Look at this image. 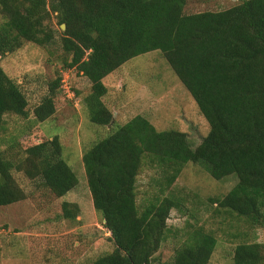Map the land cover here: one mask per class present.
Returning <instances> with one entry per match:
<instances>
[{"label": "trees", "instance_id": "1", "mask_svg": "<svg viewBox=\"0 0 264 264\" xmlns=\"http://www.w3.org/2000/svg\"><path fill=\"white\" fill-rule=\"evenodd\" d=\"M186 0H0V57L23 41L49 44L45 26L54 15L61 31L63 63L89 83L83 102L91 123H113L103 104L102 79L126 61L158 50L194 99L209 129L192 145L184 132L157 130L143 115L114 124L82 154L94 210L101 215L114 248L90 264H208L216 246L213 231L193 226L169 260L154 255L169 231L172 209L181 210L171 185L183 166L195 163L216 180L236 182L209 203L264 228V0H242L226 9L186 14ZM60 78L33 108L37 121L53 115ZM28 101L20 85L0 66V134L4 116L26 118ZM0 151V206L27 197L14 171L48 188L56 197L78 179L51 139ZM144 166L157 168L160 195L137 201V176ZM62 216L75 219L79 206L63 201ZM233 264H264V243L243 241L232 251Z\"/></svg>", "mask_w": 264, "mask_h": 264}, {"label": "rangeland", "instance_id": "2", "mask_svg": "<svg viewBox=\"0 0 264 264\" xmlns=\"http://www.w3.org/2000/svg\"><path fill=\"white\" fill-rule=\"evenodd\" d=\"M241 1L186 0L183 12L218 11ZM44 24L53 33L49 44L23 41L20 48L0 57V66L20 85L28 101L26 118L4 116L0 151L7 150L14 140L15 146L8 152L57 135L62 156L75 172L78 184L62 197H56L40 180L32 181L22 172L14 171L27 197L0 206V264H90L110 252L114 245L102 225L101 215L92 205L81 159L84 151L107 135L114 124H123L138 114L145 116L157 130L184 132L193 146L207 134L209 126L158 50L126 61L102 79L106 87L102 102L114 120L109 126L91 123L83 102L90 83L75 68L64 65L62 29L55 16L50 15ZM58 77L53 96L55 111L48 119L37 121L33 108ZM159 172L148 166L141 169L137 176L138 203L145 204L161 196L156 181ZM235 182L234 175L216 180L200 165L186 163L170 187L181 210L170 211L166 220L169 231L154 256L161 261L171 259L174 249L184 241L185 231L198 225L213 231L217 238L208 264H233L232 251L237 243L254 240L264 243V228L251 227L243 217L209 203V197L226 194ZM63 201L78 204L75 219L62 216Z\"/></svg>", "mask_w": 264, "mask_h": 264}, {"label": "water", "instance_id": "3", "mask_svg": "<svg viewBox=\"0 0 264 264\" xmlns=\"http://www.w3.org/2000/svg\"><path fill=\"white\" fill-rule=\"evenodd\" d=\"M60 28H61L62 30H64V28H65L64 24H61V25H60ZM109 125H110V124H109ZM109 125H108V126H109Z\"/></svg>", "mask_w": 264, "mask_h": 264}]
</instances>
